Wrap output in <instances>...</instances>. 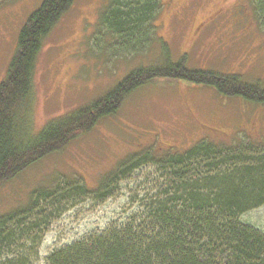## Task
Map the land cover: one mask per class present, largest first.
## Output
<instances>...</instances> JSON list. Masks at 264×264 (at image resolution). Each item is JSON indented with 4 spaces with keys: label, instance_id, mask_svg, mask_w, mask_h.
I'll return each mask as SVG.
<instances>
[{
    "label": "rangeland",
    "instance_id": "rangeland-1",
    "mask_svg": "<svg viewBox=\"0 0 264 264\" xmlns=\"http://www.w3.org/2000/svg\"><path fill=\"white\" fill-rule=\"evenodd\" d=\"M42 1L0 0V82L20 28ZM108 1L75 0L45 39L35 72L32 133L96 101L131 71L166 61L182 59L186 69L237 75L264 89V28L253 19L249 0H161L153 20L156 38L134 53L114 52L113 41H108L111 31L98 25ZM241 139L264 149L263 103L158 76L130 92L116 113L87 135L1 186L0 212L24 204L38 187L53 188L64 176L93 188L126 156L157 140L163 149H186L200 140ZM158 175L150 164L140 166L114 183L102 202L91 195L69 197L53 207L39 200L35 213L43 223L35 231L40 238L31 264H45L50 252L102 232L139 209L155 193ZM240 220L264 232V204Z\"/></svg>",
    "mask_w": 264,
    "mask_h": 264
},
{
    "label": "trees",
    "instance_id": "trees-1",
    "mask_svg": "<svg viewBox=\"0 0 264 264\" xmlns=\"http://www.w3.org/2000/svg\"><path fill=\"white\" fill-rule=\"evenodd\" d=\"M74 2L43 0L18 32L15 53L0 82V187L87 135L100 120L114 115L130 92L158 76L264 104V89L258 85L233 74L186 69L180 59L135 69L96 101L32 133L38 57ZM249 3L253 19L264 28V0ZM160 7L161 0H109L98 25L111 31L108 41H113L114 52L134 53L156 38L153 20ZM240 141L200 140L186 149H163L157 140L126 156L93 188L64 176L53 188L34 189L24 204L0 212V264H31L36 256L40 236L35 231L43 223L35 213L39 200L53 207L69 197L91 195L102 202L114 183L147 164L158 170L160 183L145 204L102 232L50 252L45 264H264V232L240 220L264 204V149Z\"/></svg>",
    "mask_w": 264,
    "mask_h": 264
}]
</instances>
